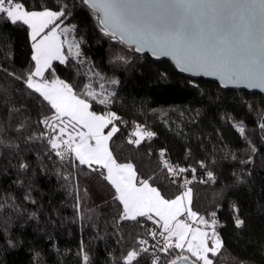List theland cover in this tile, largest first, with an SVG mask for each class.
I'll return each mask as SVG.
<instances>
[{"label": "trees", "instance_id": "16d2710c", "mask_svg": "<svg viewBox=\"0 0 264 264\" xmlns=\"http://www.w3.org/2000/svg\"><path fill=\"white\" fill-rule=\"evenodd\" d=\"M25 2L30 8L68 5L63 24L74 26L81 55L54 62L49 79L78 93L85 83L105 84L111 102L93 110L120 117V132L109 142L117 162L132 163L138 179H149L166 198L184 189L164 179L161 151L173 165L195 168L194 175L186 172L193 210L206 217L217 211L223 248L214 264H264V97L192 81L168 61L134 53L104 34L98 14L82 0ZM30 54L26 29L0 20V264H83L82 248L88 264H122L139 240L151 245L152 224L120 220L122 205L98 173L61 162L45 140L35 138L42 130L38 121L51 113L16 78L31 69ZM136 125L154 133L139 147L127 143ZM207 172L214 181L201 183ZM236 215L244 221L241 228ZM158 255L160 264L171 258ZM152 256L151 249L139 264H151Z\"/></svg>", "mask_w": 264, "mask_h": 264}, {"label": "snow or ice", "instance_id": "6c2138e0", "mask_svg": "<svg viewBox=\"0 0 264 264\" xmlns=\"http://www.w3.org/2000/svg\"><path fill=\"white\" fill-rule=\"evenodd\" d=\"M82 3L98 14L106 36L134 46L138 53L150 51L157 59L170 57L180 72L213 76L225 86L264 90V0H82ZM67 11L68 5L63 2L52 9L40 3L30 8L25 0H0V20L23 26L30 43L31 69L16 78L51 113L38 121L42 130L35 138L45 140L50 154L61 162L69 161L74 168L85 166L98 173L114 190L113 198L122 205L120 220L144 218L156 225L157 230L148 234L159 243L157 252L171 257L166 264H214L212 257L218 256L223 248L216 231L217 211L206 217L193 210L192 188L188 187L192 180L183 176L188 171L194 175L196 169L173 166L163 159L161 151L164 179L184 189L173 198H166L149 179H138L132 163H118L114 157L109 142L120 132L115 123L120 117L111 111L93 110L95 104L107 106L111 102L113 94L106 91L105 84L85 83L78 93L63 80L49 79L53 61L66 64L70 57L81 55L80 43L69 39L74 26L61 27ZM260 128L264 129V123ZM239 131L244 134L242 126ZM153 136L152 131L136 125L127 143L139 147ZM200 166L205 167L203 162ZM20 167L27 169L28 165L22 163ZM207 179L214 181L212 172H207ZM233 210L238 212L235 205ZM234 221L237 228L244 224L238 215ZM137 243L139 247L128 251L122 264H139L142 254L156 247L145 239ZM81 253L83 264H88L83 248ZM152 264H160L159 255H153Z\"/></svg>", "mask_w": 264, "mask_h": 264}, {"label": "water", "instance_id": "95a60500", "mask_svg": "<svg viewBox=\"0 0 264 264\" xmlns=\"http://www.w3.org/2000/svg\"><path fill=\"white\" fill-rule=\"evenodd\" d=\"M125 45H127V44H125ZM130 48L133 49L134 53H136V54L138 53V52H136L134 50V46L133 47H130ZM138 54L149 56L151 58V60L154 61V62H156V63H159L160 61H168L169 63H172L173 64V66L176 68V70H177V72L179 74L185 76L186 78H188V79H190L192 81L193 80L202 79V80H206V81L211 82V83H217L219 85V87L222 90H225V91L226 90H230V91H234V92H237V91L252 92V93H257L258 95L260 94L262 97H264V90H261V89H258V88H248V87H245L243 85L237 86V85H232V84H229V85L225 86L221 82V80H219L218 78L213 77V76H203V75L194 76V75H192L190 73L180 72V70L176 67L174 61H172V59L170 57H160L159 59H157L155 56L152 55V53L150 51H144V52L138 53Z\"/></svg>", "mask_w": 264, "mask_h": 264}, {"label": "built area", "instance_id": "2783aa9c", "mask_svg": "<svg viewBox=\"0 0 264 264\" xmlns=\"http://www.w3.org/2000/svg\"><path fill=\"white\" fill-rule=\"evenodd\" d=\"M170 164H172L168 159H166ZM173 165V164H172ZM173 166H175V167H181V166H179V165H177V164H175V165H173ZM183 176L184 177H186L187 179H189V177L186 175V172L185 173H183ZM193 178V177H192ZM195 178V177H194ZM204 180L205 181H208V179H207V176L206 177H204ZM179 183H183V181H179ZM183 189V188H182ZM150 229L151 230H157L156 229V225H151V227H150ZM159 239V238H158ZM151 241V245H155L156 247L155 248H152V250H153V255H158V254H160L159 252H157V249L159 248V243L156 241V240H152V238L150 239ZM153 257V256H152ZM151 264H152V258H151Z\"/></svg>", "mask_w": 264, "mask_h": 264}, {"label": "rangeland", "instance_id": "374dc122", "mask_svg": "<svg viewBox=\"0 0 264 264\" xmlns=\"http://www.w3.org/2000/svg\"><path fill=\"white\" fill-rule=\"evenodd\" d=\"M69 27V28H71V27H73V25L72 24H70V25H67V24H62L61 25V27ZM69 39H75L76 40V38H75V34H74V32L73 33H71V35H70V37H69ZM77 41V40H76ZM65 51H67V49H65ZM80 52H81V50H80ZM71 58V57H70ZM73 58H75V57H73ZM54 62H57V63H59L58 61H53V63ZM61 64V63H60ZM108 112V111H107ZM209 231H211V230H209ZM216 231H217V228H216ZM217 233H218V231H217Z\"/></svg>", "mask_w": 264, "mask_h": 264}]
</instances>
